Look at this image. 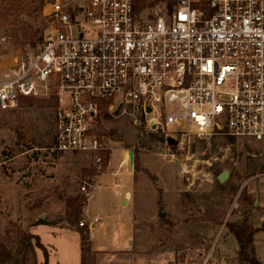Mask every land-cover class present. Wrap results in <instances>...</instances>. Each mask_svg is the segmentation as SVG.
I'll list each match as a JSON object with an SVG mask.
<instances>
[{"label": "rangeland", "instance_id": "374dc122", "mask_svg": "<svg viewBox=\"0 0 264 264\" xmlns=\"http://www.w3.org/2000/svg\"><path fill=\"white\" fill-rule=\"evenodd\" d=\"M49 11L47 0H0V71L17 52L41 40L50 26ZM97 128L112 140L114 151H124L114 167L109 156L102 173L94 172L84 155L50 153L54 123L49 101L23 99L15 109L0 111V241L11 252L5 264H43L44 249L34 240L32 247L22 241L40 219L79 235L38 228L48 264H80V232L93 222L85 218V208L98 185L122 187L129 194L115 199L96 191L89 202L91 218L103 211L106 216L91 246L115 249L117 236L107 229L125 217V209L131 211L132 233L128 249L98 254L92 247L94 264H242L229 223L256 231L254 254L264 259L259 254L264 253V143L223 133L205 138L187 133L170 145L161 130L134 128L127 117L109 115ZM177 129L185 130V123ZM129 151L136 154L132 169ZM222 170L229 175L219 184ZM104 173L116 185L101 180ZM78 204L81 213L74 218Z\"/></svg>", "mask_w": 264, "mask_h": 264}, {"label": "built area", "instance_id": "2783aa9c", "mask_svg": "<svg viewBox=\"0 0 264 264\" xmlns=\"http://www.w3.org/2000/svg\"><path fill=\"white\" fill-rule=\"evenodd\" d=\"M47 4L49 28L0 79V111L49 101L50 153L84 155L102 173L113 150L97 128L104 115L166 139L223 133L264 143V0Z\"/></svg>", "mask_w": 264, "mask_h": 264}, {"label": "crops", "instance_id": "0c3cea01", "mask_svg": "<svg viewBox=\"0 0 264 264\" xmlns=\"http://www.w3.org/2000/svg\"><path fill=\"white\" fill-rule=\"evenodd\" d=\"M8 65L6 66V68H2V70L0 71V76L2 77L4 75V72L6 71ZM3 74V75H2ZM123 150L121 149H116L115 151L113 150V152L110 154V157H111V163H112V166L114 167L115 164H117L120 159L123 157ZM110 160V158H109ZM114 174V173H113ZM100 179L105 181V182H111L112 184L116 185L115 184V178L112 177V176H109L108 173H104L102 175V177L100 176ZM100 180V181H101ZM110 188V189H109ZM97 190H105L106 192H108L110 195H112L115 199L118 198V197H121L123 195V198L126 197L128 194H129V191L127 189H124L121 187V189H118L117 190V187H114L112 185H108L106 187H104L103 185H98L92 192L90 198L88 199V203L86 205V208H85V218L88 220V221H94L96 218L98 219L97 222L93 223L92 222V226H91V229H89V237L91 238L92 235H93V232L94 230L97 229V226H99L100 224H105L104 220L101 219V217H105L106 214H105V211H103V214H101V212H99L98 214H96L95 217L91 218V215H90V212H89V202L91 201V199L94 198V196L96 195V191ZM114 190V191H113ZM115 194V195H114ZM117 194V195H116ZM122 194V195H121ZM120 203H124L123 199L120 200ZM127 211V213L124 215L125 217L122 218V219H114V225L115 227L113 226L109 231L107 229V234H110L112 236H117V242H116V245H115V249H108L106 248L105 245H97V246H93V249L96 250L99 253L101 252H106V250H125V249H128V245H129V242H130V239L129 237L131 236V233H132V215H131V211L129 209H125ZM105 219V218H104ZM109 224V223H107ZM49 228V229H52L54 232H52L53 235L55 234H61V233H64L66 232L67 234L71 233V234H76L78 237V232L71 229V228H67V227H55L54 225H51V224H36V225H33L30 227V232L32 234H35V231L38 229V228ZM103 231L105 232V227L102 228V233ZM50 233V232H49ZM37 235V234H36ZM109 235V236H110ZM230 238L234 240V242L236 243V247L234 248V251H237L238 250V245H237V241L235 239V237L232 235V234H229ZM40 238V237H39ZM80 241V240H79ZM255 237H254V250L257 254V251H256V245H255ZM50 247H48L49 249ZM50 250H53V247L50 248ZM261 254V257H263L264 253H259ZM261 258L258 257V260L264 264V259L260 260Z\"/></svg>", "mask_w": 264, "mask_h": 264}, {"label": "trees", "instance_id": "16d2710c", "mask_svg": "<svg viewBox=\"0 0 264 264\" xmlns=\"http://www.w3.org/2000/svg\"><path fill=\"white\" fill-rule=\"evenodd\" d=\"M36 44V43H35ZM33 44L32 46H34ZM134 158L136 156L133 152ZM133 158V162H134ZM219 183V182H218ZM220 184V183H219ZM221 187V185H220ZM76 201L77 199H73ZM83 200V199H82ZM81 213V206L78 204L73 210L72 216L77 218ZM36 224H47L44 220H38ZM231 234L235 237L238 245L237 257L240 263L242 264H263L261 263L254 254L253 241L255 230H250L246 226H238L229 223L227 225ZM32 240H34V245L43 250L44 261L43 264H48V252L45 250V247L40 242V238L36 234L26 233L22 239L23 243H27L28 247H32ZM96 251L92 249L91 241L89 237V230L84 229L80 232V264H94V254ZM11 258L10 250L0 241V264L7 263Z\"/></svg>", "mask_w": 264, "mask_h": 264}, {"label": "water", "instance_id": "95a60500", "mask_svg": "<svg viewBox=\"0 0 264 264\" xmlns=\"http://www.w3.org/2000/svg\"><path fill=\"white\" fill-rule=\"evenodd\" d=\"M167 142L171 145L174 143L175 139L172 138V137H168L167 139ZM128 155H129V168L132 169L133 168V152L132 151H129L128 152ZM228 172L226 170H222L220 173H218L217 175V181L219 183H223L227 177H228Z\"/></svg>", "mask_w": 264, "mask_h": 264}, {"label": "bare ground", "instance_id": "6f19581e", "mask_svg": "<svg viewBox=\"0 0 264 264\" xmlns=\"http://www.w3.org/2000/svg\"><path fill=\"white\" fill-rule=\"evenodd\" d=\"M127 163H128V167H129V155H128V161H127Z\"/></svg>", "mask_w": 264, "mask_h": 264}]
</instances>
